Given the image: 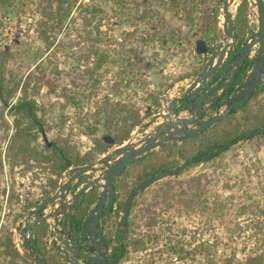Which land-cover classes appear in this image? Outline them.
Listing matches in <instances>:
<instances>
[{"label":"rangeland","instance_id":"rangeland-1","mask_svg":"<svg viewBox=\"0 0 264 264\" xmlns=\"http://www.w3.org/2000/svg\"><path fill=\"white\" fill-rule=\"evenodd\" d=\"M79 1L99 7L101 12L93 13L80 6L77 8L79 2L73 1V9L77 8V15L74 24L64 32L49 29L50 25H54V19L47 18V13L52 11L49 0L0 2V57L5 62V79L10 85L29 77L28 96L34 98L38 105V115L45 132L40 133L35 127L32 128L37 139L30 143V152L48 153L44 140H55L60 147L68 150L70 159H87L91 162L113 150L112 146L106 152L99 153L95 139L105 144V115L100 112L96 119L93 117L97 108L105 110L102 105L113 94L110 89L112 82L123 79L126 85V82L133 79L135 82L144 80L148 83L146 88H142L138 83L132 82L128 87L121 88V94H116V97H132L141 115L147 114L133 129L129 138L137 133V129L138 135L148 130L156 109L161 105L162 96L166 93V86L192 78L207 58V54L200 52L199 47L211 48L223 35V0H196L194 6L189 1L185 3L181 0L177 7H173V0ZM246 1L248 8L244 38L257 28L256 8L250 4V0ZM242 2L243 0H235L230 6L233 19ZM55 5L53 4V9ZM214 8L218 9L217 25L208 24L206 20L207 13ZM188 15L193 17L192 23L187 20ZM85 19L88 22H84ZM98 22L101 24L99 32L95 28ZM44 32L49 36L51 45L45 41ZM58 40L62 41V45L56 47ZM90 45H108L109 49L115 48L117 52L109 53L113 64L106 62L98 68L93 64L95 56L90 58L89 64L94 68L92 76L80 70L87 63L80 56L84 55V49ZM80 48L84 49L79 50ZM126 48L131 49V52L124 53ZM157 73L161 77L159 81L152 78ZM95 85L97 88H94ZM94 89L96 92L90 94ZM18 96H21L20 90L9 101L14 103ZM8 109L9 106L0 102V242H4L7 236L10 237L23 255L25 249L20 233L34 217L31 215L27 218L35 206L30 207L41 201L46 191L53 192L65 180L67 170L76 165H71L60 176H56L49 164L42 162L40 158L20 157L13 163L9 159L5 160L6 143L9 134L13 132V117ZM255 109H258L261 117L264 116V92L256 98ZM90 127H96L97 130L88 134ZM249 165L251 176L248 179L241 172L244 166ZM263 171L264 136H256L249 140H239L219 156L187 166L176 175L166 176L141 190L137 195L141 203L134 206L129 215L132 225L124 240L126 251L118 259V264H206L207 255L201 252L200 247L193 250V246L204 239L218 241L213 257L222 260L221 257L231 253L223 245L226 240L223 226L213 220L207 228L201 216L184 213L183 206L167 209L160 198L155 201L151 199L150 191L156 183L185 180L206 172L208 180H203L202 184L205 195L210 200L216 193H233L243 201H262ZM96 174L98 172H88L78 183ZM50 178L55 180L53 186L47 182ZM174 189L175 194L180 190L179 187ZM174 198L177 200L178 195ZM115 205L113 210L117 214L113 217V230L118 227L121 215V209ZM144 208L151 211L155 209L158 213L155 224H146L145 210H141ZM255 215L264 221V214ZM247 217L249 214L241 219ZM52 225L53 221L50 219L44 240L47 247L58 253ZM139 239L142 241L139 242ZM242 257L243 254L238 253V258ZM30 262L35 264L32 259H13L5 253L3 243L0 244V264ZM63 263L59 254L57 258L48 259V264Z\"/></svg>","mask_w":264,"mask_h":264},{"label":"trees","instance_id":"trees-1","mask_svg":"<svg viewBox=\"0 0 264 264\" xmlns=\"http://www.w3.org/2000/svg\"><path fill=\"white\" fill-rule=\"evenodd\" d=\"M73 1L79 2L77 8L80 6V8L90 10L93 13L101 12L99 7L90 5L89 3H83L79 0H49V8H51L52 11L47 13V18L54 19V25H50L49 29H57L58 31L63 30L64 32L66 28L74 24L77 15V13L75 15L77 8L73 9ZM180 1L181 0H173V7H177ZM183 1L185 3L188 1L191 2L193 3V6L196 3V0ZM202 1L205 0H199V2ZM218 1L221 2L222 0ZM0 2H3V0H0ZM53 4H56L54 9ZM247 8L248 2L243 0L238 7L237 16L234 19L233 35L236 41L235 48H237L244 39L246 32L245 16ZM188 19L191 23L193 22V17H191V15L187 16V20ZM206 20L208 24L217 25L218 9L214 8L209 11ZM84 22H88V20L85 19ZM100 26V22L95 26V28L98 29V32ZM44 34L45 41L51 45L52 42L48 41L49 36L46 32H44ZM61 45L62 41L58 40L56 47ZM82 49L84 48H80L79 50ZM115 50V48L109 49L108 45H105V47L90 45L88 48L84 49V55L80 56V59L87 61L84 67L80 68V70L85 74L89 73L91 76L93 75L94 68L89 64V59L93 56H95V61L93 63L95 68L100 67L106 62H111L113 64V60L110 61L111 59H109V53L112 51L116 52ZM124 50H126L124 53L131 52V49L129 48ZM3 54L6 56V53ZM0 59L2 61V64L0 61V102L5 106H9L8 110L11 111V116L13 117V132L9 134V140H7L6 143L5 151L7 152V155H5V160L8 161L9 159L13 163L20 157L26 158L31 156L32 158H40L42 162L49 164L51 171L54 172L56 176H60L61 172L67 170L71 165L88 163L89 161L87 159H70L68 150L60 147L55 140H44L45 147L49 151L48 153L43 154L38 153L37 151L33 153L30 152V143L37 139V135L32 128L35 127L40 133H44L45 130L42 119L38 115V105L36 100L28 96L27 88L29 85V77H25L24 80L19 79L10 85L5 79L6 67L3 64L4 61L1 57ZM249 67L250 63L248 61L245 62L239 71L237 80L246 73ZM132 82L138 83L142 88L148 86V83L144 80L135 82L133 79H130L126 82V85H124L123 79L113 81L110 85L113 94L107 99L105 104L102 105L105 110L103 111L101 108H97L96 112L93 114L95 119L100 112H104L105 115V120L103 122L106 130V137L104 138L105 144H102L100 140L95 139L99 146V153L101 154L106 152L108 148L114 145H120L126 141L133 129L139 125L147 115H141L140 110L132 97H129L128 95H126V97H116V94H121L122 87H128ZM95 87L97 88V85H95L94 88ZM19 90L21 96H18L15 102L11 103V101H9L10 98H12ZM95 92L96 89L90 91V94ZM263 92L264 82L257 88L245 105L237 111H232L225 120L216 122L211 128L198 133L196 136L183 139L180 143L177 141H168L161 148L152 151L148 155L128 165L115 182L116 208L121 209L122 203L130 190L150 176L158 173L170 172L179 167L182 163H187L189 161L190 163L188 166L209 161L219 156L220 153L226 151L227 149L219 154L213 155L215 150L227 143L234 142L235 144L242 139L249 140L256 136H264V116L261 117L259 112H257L258 109H255V100ZM181 105L182 103L179 104L178 110L181 108ZM220 105L221 104L218 103L212 108H217ZM3 122L6 124L5 121ZM96 130V127H90L87 133L93 134ZM262 130L263 132L260 133ZM254 132L257 133L255 136L252 135ZM1 165L2 161L0 159V166ZM241 174L249 179L251 176L250 165L244 166ZM203 180H208V174L206 172L191 176L185 180H177L175 182L166 180L156 183V186L150 191L151 199L155 201L157 198H160L161 201L166 204L167 209L173 208V206H183L185 210L184 213L193 216H201L204 220L203 222L207 225V228L208 226H211L213 220H216L221 226H223L226 233V240L223 245L226 249H229L231 253L221 257L222 260L213 257V253L216 251L214 247L218 245V241L204 239L198 245L196 243L193 246V250L196 251L200 247L201 252H204L205 255H207L206 264H218V261L220 264H233L234 262H238L239 264H264V221H261L262 219H259V217H255V214H264V194L262 195V201L255 202L243 201L233 193H216L213 195L212 200H210L205 195L202 184ZM241 180L242 182H245L244 178H241ZM47 182L51 186L55 184L53 178H50ZM175 187L180 188L177 194H175ZM262 191L264 192V183L262 185ZM51 193V191H46L42 200L47 198ZM96 194V187L90 188L75 206L69 223V229L73 236L79 234L83 217L89 206L94 202ZM176 195H178L177 200L174 198ZM139 196H142V194ZM38 203L33 204L30 208H33ZM139 203H141L139 197L136 196L127 215V221L123 227L124 232L120 236L121 248L119 249L121 253L118 259H121L126 251L124 240L130 231V226L132 225V220L129 218V215L132 212L133 207ZM141 210H145L147 225L151 226L157 222L158 213L155 209H153V211L149 208ZM116 214L117 212L113 210L107 221V227L104 234L107 242L112 240L113 232L115 230H113V217ZM247 214H249V217L244 220L241 219ZM167 229L171 230L169 227H167ZM32 230L34 243L41 256V260L43 264H48L49 258L58 257V253L53 252L50 247H47L44 240V237L48 232V223L44 218H41L39 222L33 225ZM146 236L149 237V235ZM154 236L158 237L157 235ZM138 241L140 242L142 240L139 239ZM2 243L5 248V253L13 259L21 257L25 261L31 259L32 247L28 241L22 243V246L25 249L23 255L14 246L10 237L7 236ZM2 243L0 242V244ZM238 253L243 254L241 259L238 258ZM77 257L85 264H90L91 262V257L84 251L78 252ZM30 264L33 263L30 262Z\"/></svg>","mask_w":264,"mask_h":264},{"label":"water","instance_id":"water-1","mask_svg":"<svg viewBox=\"0 0 264 264\" xmlns=\"http://www.w3.org/2000/svg\"><path fill=\"white\" fill-rule=\"evenodd\" d=\"M234 1L223 0L221 8L223 35L210 49L204 46L199 47L200 52L207 54L204 64L191 78L182 95L172 99L165 113L155 112L153 122L158 123L154 129L136 138L139 133L137 129V133L126 142L98 159L70 167L65 174V180L59 183L56 191L31 209L27 218L31 215L34 217L22 228L20 234L23 242L30 243L31 259L35 264H43V262L34 243L32 228L41 218H45L41 214L48 205L57 204L50 216L53 218L56 248L63 259V264H84L77 257L76 250L84 245L87 239L94 242L97 224L113 211L116 198L115 182L123 170L167 141H182L196 136L211 128L216 122L225 120L232 111H237L245 105L262 84L264 80V0H250V4L256 8L257 28L250 36L245 37L237 48H235L236 41L233 35L234 19L230 10ZM234 57H238V60L232 63L231 58ZM247 61L250 63L249 69L237 80L240 69ZM181 103L183 109H189L192 106L189 116L178 115L180 111L178 106ZM218 103L223 107L222 111L208 114L207 109L215 107ZM262 132L263 130L260 131ZM256 134V132L252 133L254 136ZM233 144L234 142H230L219 147L213 155L219 154ZM189 163L190 161L182 163L170 172L150 176L130 190L122 203L119 224L113 236L112 250L121 240L120 235L124 232L127 215L138 193L166 176L176 175ZM88 172H98V174L79 185V179ZM92 187L98 188L97 197L81 223L79 237L71 241L70 230L66 231L65 226L70 223L73 210L81 197ZM60 214L63 215L61 229L58 228ZM98 235L100 241H103L100 231ZM100 259L102 254L95 249L92 264H98Z\"/></svg>","mask_w":264,"mask_h":264},{"label":"flooded vegetation","instance_id":"flooded-vegetation-1","mask_svg":"<svg viewBox=\"0 0 264 264\" xmlns=\"http://www.w3.org/2000/svg\"><path fill=\"white\" fill-rule=\"evenodd\" d=\"M237 60H238V57L231 58L232 63H235ZM80 184H81V182L79 183V185ZM56 189L54 190V192L56 191ZM96 189L98 190V188H96ZM54 192H52L51 194H53ZM97 194H98V191H97ZM97 194H96V197H97ZM96 197H95V199H96ZM54 204H55V206L57 205L56 203H54ZM48 206H51V205H48ZM88 209H87V211H88ZM44 210H43L41 215H44L45 216L44 219L47 220L49 217H51L50 213H51V211L53 209H50L47 212H45ZM87 211H86L84 217L86 216ZM110 215L111 214H109L108 216H104V218L101 219L100 222L97 224L94 242L91 239H87L85 244L80 246L76 250L77 253L81 252V251H84L85 253L89 254V256L91 257L90 264H92V257H93V252L95 251V249H98L101 252V254H102V259H100L98 264H117V262H118L119 255L121 253V251L119 249V248H121V240L115 245L114 250H112L113 236H114V233H115L117 228L114 230L113 236H112V240L110 242H107L106 239H105V236H104L105 231H106V227H107V221H108ZM84 217H83V219H84ZM58 220H59L58 228L61 229V227L63 226V223H62L63 215L62 214H61V217L58 218ZM101 226H102V228H101ZM65 229H66V231L70 230L69 229V223L66 224ZM99 231L101 232V237H102L103 241H100V238H99V235H98ZM52 233H53V227H52ZM53 234H55V233H53ZM78 237H79V234L77 236H73L71 231L69 232V239L71 241L73 239L78 238ZM103 244L105 245L104 247H103Z\"/></svg>","mask_w":264,"mask_h":264},{"label":"crops","instance_id":"crops-1","mask_svg":"<svg viewBox=\"0 0 264 264\" xmlns=\"http://www.w3.org/2000/svg\"><path fill=\"white\" fill-rule=\"evenodd\" d=\"M151 65V64H150ZM202 67V66H201ZM200 67V68H201ZM149 69V68H148ZM158 76V77H157ZM152 78L155 80V81H159L160 80V74L158 75V73H157V75H152ZM191 80V78H189V79H185V81H183V82H185L186 84H184L182 81H177V82H174V83H171V85H167L166 86V89H165V92H169L171 95H172V97H173V99L175 98V97H177V96H179L180 94H182L183 93V91H184V89L187 87V85H188V83H189V81ZM263 82H264V80H263ZM262 82V83H263ZM219 91H220V89L218 90V93H219ZM191 107L192 106H190V108H189V111H191ZM221 108H223L222 106H218L217 108H210V109H208V112L209 113H214V112H216L217 110H219V109H221ZM182 109L183 108H180V111L179 112H181L182 111ZM182 113V112H181ZM182 116H186L185 114H181ZM227 118V117H226ZM159 121V120H158ZM158 122H153L152 123V125H151V127L148 129V130H145V131H143V132H141V134H139V135H137L136 137L137 138H139L140 136H142V135H144L145 133H148V132H150V131H152L153 129H154V127H155V125L157 124ZM168 142V141H167ZM167 142H165V143H167ZM178 143H180L181 141H177ZM124 143V142H123ZM165 143L163 144V145H165ZM163 145H161L159 148H161ZM116 146H118V145H114L113 146V149L116 147ZM159 148H157V149H159ZM157 149H155V150H157ZM154 151V150H153ZM151 153V152H150ZM94 175H92L91 177H93ZM82 182H84V181H82ZM81 182V183H82ZM55 207V204L51 207V206H48L47 207V209H45L44 211L45 212H47V211H49L50 209H53ZM50 219H52V221H53V218L52 217H49L47 220H46V222L48 223L49 221H50ZM27 232V231H26Z\"/></svg>","mask_w":264,"mask_h":264},{"label":"built area","instance_id":"built-area-1","mask_svg":"<svg viewBox=\"0 0 264 264\" xmlns=\"http://www.w3.org/2000/svg\"><path fill=\"white\" fill-rule=\"evenodd\" d=\"M180 95H182V94H180ZM180 95H179V96H180ZM172 99H173V97H172V95H171L169 92L164 93L163 96H162V99H161V105H160V107H158V108L156 109V111H157V112L165 113V112L167 111V108H168L169 104L171 103ZM222 109H223V108L217 110V111L214 112V113H209V112H208V109H207V113L210 114V115H212V114H215V113L221 112ZM181 112H182V113H181ZM181 112H179L178 115H181V114H185L186 116H189V115H190V111H189V109H182ZM60 217H61V214L59 215L58 218H60ZM52 227H53V225H52ZM52 227H51V229H52Z\"/></svg>","mask_w":264,"mask_h":264}]
</instances>
